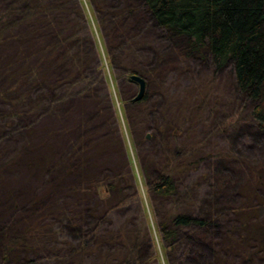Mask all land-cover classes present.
Instances as JSON below:
<instances>
[{
  "label": "rangeland",
  "instance_id": "rangeland-1",
  "mask_svg": "<svg viewBox=\"0 0 264 264\" xmlns=\"http://www.w3.org/2000/svg\"><path fill=\"white\" fill-rule=\"evenodd\" d=\"M6 1L0 0V3ZM107 1L111 4L110 0ZM114 1L122 5V0ZM58 2L59 6L51 10L53 20L43 16L38 22L29 19L18 25L14 19L0 18V25H4L0 28L5 30L0 37V64L11 63L18 58L22 60L10 65L6 74L0 72L1 195L11 189L17 198L16 204L5 200L8 205L0 206V232L14 223L21 235L30 223H40L37 236L29 235L23 241L19 239L17 257L10 264H75V260L80 262L76 264H102L109 257L110 246L97 250L94 258L89 254L79 257L80 252H72V247L52 232L54 230L47 223L44 212L37 211V204L41 207L50 201L58 204L69 191V184L80 179V172L67 174L63 187L50 191L49 185L63 172L62 166L53 170L45 162H31L26 153L33 148L25 146L30 141L35 143V150L41 154L54 151L52 162L66 158L72 159L77 166L84 161L87 168L97 175L109 174L114 169L122 170L131 157L137 163L142 181L145 179L142 162L156 157L153 166L157 170L159 163L165 157L173 156L175 148L179 147L187 153L174 162H189V169L183 170L179 179L182 192H185L183 195L189 198V206L185 199L180 200L189 210H196V205L202 201L209 179L208 169L232 162L239 167L236 189L244 193V196L240 195L241 200L246 202V208H257L256 200L249 195L255 187L254 179L249 175L250 166L246 163L248 153L235 157L229 149L231 143L236 142L238 131H251L253 127L249 116L251 103L239 95L230 69L216 70L210 59L203 61L183 55L175 40L167 37L161 29L145 26L144 13L135 6L133 12L128 11L127 22L121 29L118 25L109 28L113 41L125 35H133L134 40L131 46L119 52L114 66L105 63V78L101 69L96 68L100 62L93 52L92 39H88L92 36L78 22L82 16L80 0ZM87 5L90 6L92 21L98 25L92 5L88 1ZM73 29L85 33L83 37L88 54H85L84 69L89 70L88 79L95 75V85L82 95L75 92L68 97L64 95L60 103L51 108L46 104L44 92L51 96L59 87L56 92L60 93L65 84L62 80L78 75L80 65L73 56H67L43 70L39 85L28 79H14L12 73L27 62L36 63L38 55L34 52L56 41L60 32L68 35ZM128 65L148 80L146 100L132 99L138 93V86L124 78ZM108 80L112 85L111 91L107 87ZM33 87L37 89L26 95L25 92ZM81 145L85 148L84 160L78 152ZM262 158L264 160V155ZM92 179L90 177L84 183L89 184ZM188 189L189 192L186 191ZM76 193H81V196H71V202H88L91 199L90 193ZM172 202L174 200L159 199L155 206L167 211ZM114 218H110V225ZM263 218L264 208L260 207L253 219L261 223ZM235 223L237 230L233 234L237 248L232 253L239 264H244L246 253L257 250L259 244L246 233L247 227ZM255 259L257 264H264V250Z\"/></svg>",
  "mask_w": 264,
  "mask_h": 264
},
{
  "label": "trees",
  "instance_id": "trees-1",
  "mask_svg": "<svg viewBox=\"0 0 264 264\" xmlns=\"http://www.w3.org/2000/svg\"><path fill=\"white\" fill-rule=\"evenodd\" d=\"M87 1L93 7L98 25L92 21ZM87 1L80 0L82 16L78 22L92 36L88 39H92L93 52L100 62L96 68L101 69L105 78V63L114 66L119 52L131 46L134 40L133 35H125L113 41L109 28L118 25L121 29L127 22L128 11L133 12L135 6L143 11L145 26L161 29L167 37L175 40L183 55L203 61L210 59L216 70L230 69L239 95L251 103L249 116L253 127L251 131H238L236 142L231 143L229 149L235 157L248 153L246 163L250 166L249 175L254 179L255 187L249 195L256 200L257 208H246V202L241 200L240 195L244 196V193L236 189L239 167L232 162L208 169L209 179L202 201L196 205V210H189L181 203L180 198L185 199L189 206V198L183 195L185 192H182L179 181L182 171L189 169V162H174L187 153L179 147L175 148L173 156H167L159 163L157 170L153 166L156 157L142 162L141 170L145 177L142 181L137 163L131 157L122 170L114 169L109 174L97 175L87 168L84 161L77 166L72 159L66 158L52 162L54 151L41 154L35 150V143L30 141L25 146L33 148L26 153L31 162H45L53 170L62 166L63 172L52 179L50 191L61 189L67 174L80 172V179L69 184V191L58 204L50 201L41 207L36 202L39 206L37 211L44 212L47 223L52 225V232L62 237L63 243L72 247V252H80L79 257L93 256L97 250L110 246L109 257L102 264H239L232 253L237 248L234 223L239 222L247 227L246 233L259 244L257 250L246 253L244 264H257L255 258L264 250V218L261 223L253 219L254 213L260 207L264 208V0H122V5L114 0L109 1L111 4L107 0ZM59 4L58 0H7L0 3V18L14 19L18 25L29 19L38 22L43 16L53 20L51 10ZM97 27L101 29V35ZM4 31L0 28V37ZM84 34L75 29L68 35L60 32L56 41L34 52L38 55L36 63L27 62L12 73L14 79H28L39 85L43 70L67 56H73L80 65L78 75L62 80L65 84L60 93L56 92L59 87L51 96L43 91L46 104L55 108L64 95L68 97L74 92L85 94L89 87L95 85L96 77L92 75L88 79L89 70L84 69L85 54H88ZM21 61L18 58L11 63L0 64V72L6 74L10 65ZM128 67L123 73L125 80L133 73L146 79L135 68ZM107 87L108 90L112 88L110 80ZM36 89L33 87L25 93L32 94ZM147 97L146 91L141 100ZM115 109L118 112L117 105ZM123 147L126 152L125 143ZM84 150L82 145L78 149L83 160ZM90 177L93 178L91 182L84 183ZM1 186L0 206L8 205L6 201L16 204L17 198L11 189L4 193L3 198ZM76 192L90 193L91 199L88 202H71V196H81ZM159 199L174 202L169 204L167 211H162L155 206ZM111 217H115L112 225ZM39 229L40 223H30L20 235L13 223L0 232V258H3L0 264L15 262L21 243L19 239L23 241L29 235L37 236Z\"/></svg>",
  "mask_w": 264,
  "mask_h": 264
},
{
  "label": "water",
  "instance_id": "water-1",
  "mask_svg": "<svg viewBox=\"0 0 264 264\" xmlns=\"http://www.w3.org/2000/svg\"><path fill=\"white\" fill-rule=\"evenodd\" d=\"M128 80L138 86V93L134 97V100H141L145 96L147 90L146 79L139 74L133 73L128 77ZM148 137H150V134H148Z\"/></svg>",
  "mask_w": 264,
  "mask_h": 264
}]
</instances>
